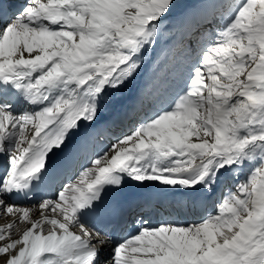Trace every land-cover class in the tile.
<instances>
[{"label":"snow or ice","instance_id":"1","mask_svg":"<svg viewBox=\"0 0 264 264\" xmlns=\"http://www.w3.org/2000/svg\"><path fill=\"white\" fill-rule=\"evenodd\" d=\"M0 215V264H264V0H0Z\"/></svg>","mask_w":264,"mask_h":264},{"label":"bare ground","instance_id":"2","mask_svg":"<svg viewBox=\"0 0 264 264\" xmlns=\"http://www.w3.org/2000/svg\"><path fill=\"white\" fill-rule=\"evenodd\" d=\"M9 203L19 204V201L16 200V199H14V200H9ZM1 216H2V218H4L2 221H0V223H3V225L7 224L8 221L10 222L13 219V217H11V216H3V215H0V217ZM38 217H39V211H36V212H33L32 213V218L33 219H36ZM16 218L18 219V216ZM25 227H27L26 224H21L20 225L21 230H23ZM13 238H17V237L14 235Z\"/></svg>","mask_w":264,"mask_h":264},{"label":"rangeland","instance_id":"3","mask_svg":"<svg viewBox=\"0 0 264 264\" xmlns=\"http://www.w3.org/2000/svg\"><path fill=\"white\" fill-rule=\"evenodd\" d=\"M4 218H2V217H0V221H2ZM8 223H9V221H8ZM0 225H3V223H0Z\"/></svg>","mask_w":264,"mask_h":264}]
</instances>
